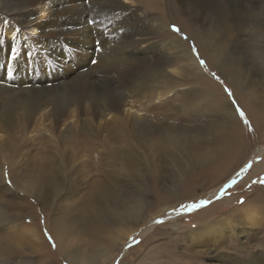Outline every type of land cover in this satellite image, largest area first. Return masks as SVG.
<instances>
[{"label": "bare ground", "instance_id": "1", "mask_svg": "<svg viewBox=\"0 0 264 264\" xmlns=\"http://www.w3.org/2000/svg\"><path fill=\"white\" fill-rule=\"evenodd\" d=\"M127 1H130V7L122 0H89L91 7L105 10L100 17L104 20L102 27L107 35L105 40L89 26V15L95 14L89 11V4L85 0H0V7L9 8L0 19V36L5 41L15 36L16 43L21 46L16 70L11 75L13 78L7 75L11 64H6L4 54H0V65L5 64V69L0 73H6L4 81H9L11 85L4 82L0 85H4L0 91V160L11 169L12 173L9 175L14 185V188L4 187L5 191L0 190V194L6 195H1V199L13 204L16 198L22 199V193L35 198L42 209L55 206L57 209L58 206L64 207L63 203H59L61 199L71 198V194L79 186L87 183L88 195L90 199H95L84 212L87 214V225L109 227L106 217L108 214L113 222H119L116 223L118 225L138 227L144 225L148 218L169 209L166 206L148 215L145 203L141 205L145 189L137 181L143 175V167L149 169V165L143 164L158 162L165 157L168 160L178 157L200 165L215 160L224 152L233 153L231 146L239 128L231 106L224 107V113L221 112L225 130L214 137L215 146L209 148L206 154L201 152L204 126L192 125L195 115L192 111L211 106L220 107L222 104H211L216 96L204 87L200 88L198 98L195 99L186 84L177 81L185 76L188 82L202 86L205 83V70L180 37L173 33L164 35L167 24L160 17L165 15L159 16L155 10L152 11L157 9L154 7L155 1L159 5L160 0ZM208 1L214 3L217 0H174L182 12L194 21L190 22L198 26L208 16ZM49 2L56 7L50 15L47 13ZM125 8L126 11L130 8L135 10L134 15L123 11ZM157 11L160 12L159 8ZM11 15H16L12 17L15 24L8 21ZM203 25L205 32L202 38L199 37L202 45L200 54L206 55L209 65L221 69L239 87L240 82L236 80L238 77L235 75L237 78L233 79V75L229 74V70H232L227 67L232 62L229 52L224 53L230 43L227 38L232 33V27L227 23L217 22L209 26L205 23ZM10 28H26L33 32L32 38L35 42L39 41V47L46 49L49 55L45 58L37 51V58L34 61L28 60L24 52L29 44L23 42L21 32H11ZM257 30L261 35L264 34L261 27L257 26ZM98 38L101 39L99 46L96 44ZM173 59L179 63L178 67H173ZM93 60L96 61L95 64L92 63ZM64 66H74L73 77L69 80H63L59 76L58 71ZM1 78L3 79V75ZM154 101L163 110H167L174 101L186 103L184 106L187 112L184 114L183 111V115L187 117L186 122L175 125L176 123L168 122L163 117L155 118L147 110V104ZM42 131L52 142L48 152L41 155L40 162H23L24 158L31 156L29 151ZM56 134L63 139L64 144L68 142L66 139L72 137L102 141L99 145L111 156L110 172L104 171L101 178L88 179L87 171L80 169L82 163L74 165L70 162L71 158L64 156L63 149L58 147ZM139 154L145 162H142ZM252 155H264V146L258 148L256 155ZM24 164L28 166L22 168ZM257 167L260 169L262 165ZM186 172L189 173V170ZM244 172L245 168L238 174ZM236 177L237 174L233 178ZM190 178L196 179L195 173ZM4 181L5 169L0 167V186ZM219 185L221 184L214 188L218 193L223 190V186ZM63 194L65 197L62 198ZM5 215L0 219V230L2 226L7 227L9 224L19 226L18 221L27 214L22 213L20 219L14 220ZM248 215L251 223L256 224V215ZM48 226L57 238L61 254L70 264H96L99 260L108 258L111 252L114 253L117 245L122 247L120 252L124 250V245L116 240L110 241L102 249L94 246L91 241L86 244L87 250L72 248L66 243L68 237H61L69 235V230L59 217L52 224L48 223ZM129 232L133 230L130 229ZM22 234L30 240L32 248L43 251L41 243H38L39 234L35 226L22 228ZM89 235L92 239L105 238L102 231L91 230ZM127 236L129 238L131 235ZM2 237L0 235V258L11 255L14 247L13 243L6 242ZM123 239L125 238L120 239L121 242Z\"/></svg>", "mask_w": 264, "mask_h": 264}, {"label": "rangeland", "instance_id": "2", "mask_svg": "<svg viewBox=\"0 0 264 264\" xmlns=\"http://www.w3.org/2000/svg\"><path fill=\"white\" fill-rule=\"evenodd\" d=\"M122 1L130 7V1ZM49 3L47 4V13L50 15L56 7L51 2ZM159 3L158 5L155 1L154 7L159 8L160 12L157 9L152 11L155 10L156 12H154L160 14L159 16L165 15V17H160L167 24V28H164L166 30L164 35L169 36L173 33L180 37L196 57L197 53L199 54L198 60L203 59L207 65L206 68L202 67L205 70L203 72L205 83L202 86L191 81L188 82L185 76H181L177 81L185 83L188 90L195 95V99L198 98L200 88L204 87L216 96V100L211 104L217 102L222 104L220 107L211 106L200 111H192L193 115L195 114L192 125L202 124L204 126L202 130L204 136L201 137V139L203 138V150L201 152L206 154L209 148L215 146V144L213 145L214 137L225 130L222 126L224 122H222L224 113L222 110L224 107L231 106L239 128L231 146L233 153L224 152L215 160L200 165L192 164L187 158L183 160L178 157L179 160L177 158L168 160L165 157L158 162L142 163L143 166L149 165V169L143 167L144 176L142 175L137 181V184L143 190L145 189V194L141 196V201L139 200L141 205L143 206L145 203L148 215L166 206H169V209L148 218L144 225L138 227L118 225L116 224L118 221L113 222L114 220L108 214L106 217L107 221L109 220L107 222L109 227L87 225L85 222L87 214L84 212L95 200L94 198L90 199L88 195L89 185L87 183L82 187L79 186L78 191L73 192L71 198L68 197L70 200L61 199L59 203H63L64 207L58 206L59 211L55 208L56 206L42 209L35 198L22 193H20L22 199L16 198L11 204V202L1 199V195H4L1 193L0 219L5 214V216L13 217L12 220L20 219L22 213L27 215H23L18 221L19 226H15L16 224L2 226L1 237L3 236L2 238L6 242L13 243L14 247L11 255L0 258V264H46L47 262L70 264L61 254L57 238L48 226V223L52 224V221L58 217L69 230V235L61 237H68L66 243L72 248L79 247L83 251L87 250L88 245L86 244L89 241L99 249L112 240L124 245L122 252H120L122 247L117 245L114 253L109 251L111 252L110 256L99 260L96 264H264V257H261L264 255V183H261L264 181V155L258 157L252 155H256L258 148L264 146V34L261 35L257 30V26L261 27L264 33V0H217L214 3L211 1L212 4L208 1L206 4L208 16H205L204 22L199 26L191 23L193 20L182 12L174 0H160ZM7 9L9 8L0 7V19ZM88 9L91 13L96 14V11L101 8L88 7ZM126 10L125 8L123 11L134 15L135 10L131 8L129 11ZM14 16L16 17V15L8 16V21L12 22ZM54 19L55 17H53V21ZM215 22L227 23L232 27V33L227 38L230 43L224 53L229 52V59L232 62L227 67L234 69L233 71L229 70V74L233 75V79L238 77L236 80L240 82L238 83L239 87H236L234 82L230 81L223 71H220L221 69L209 65L208 57L202 56L199 52L202 46L200 38L205 32L203 24L209 26ZM173 26L179 31L174 30ZM26 33L27 43L34 44L35 40L32 38L34 33L29 30ZM172 65L178 67L179 63L174 62L173 59ZM0 67V72H2L5 69V64H1ZM70 67L64 66L59 69V76L63 80L73 77L75 69L74 66ZM66 73L69 74L66 76ZM212 73H215L216 76L214 77ZM1 75H3V79ZM5 77L6 73H0V85L4 82L11 86L9 81H4ZM216 77H219V80ZM11 78L13 77L11 76ZM3 88L4 85L0 86V91ZM226 88L231 90L232 97L228 96ZM233 98L235 104L244 111L249 124H245L236 113L232 103ZM154 103L155 101L147 104V110L155 118L163 117L168 122L176 123L175 125L186 122L187 117L183 115V111L184 114L187 112L184 106L186 103L174 101L167 110L159 109ZM205 107L206 105L203 108ZM180 119L184 121L180 122ZM57 135L58 147L63 149L64 156L71 158L70 162L74 165L82 163L80 169L83 172L87 171L88 179L101 178L104 171L106 173L111 169L109 168L111 156L99 145V143H103L102 141L95 138L87 140L72 137L73 139H66L68 142L64 144L63 139ZM110 144L113 146V143ZM51 145L52 142L45 137V132L42 131L29 151L31 156L24 158L23 162L26 160L40 162L41 155H45ZM146 154L148 155L147 152ZM139 158L145 162L140 154ZM24 165L22 168L28 166ZM246 165L247 167H245ZM257 165H262V168L259 169ZM0 167L5 169V181L2 182L0 190L5 191L4 187L14 188L9 175L12 173L11 169L9 170L1 160ZM244 168L245 172L238 174ZM256 168H258L257 171ZM187 169L189 173L186 172ZM191 172L193 173L191 174ZM194 173L196 179L190 178ZM236 174L237 177L233 178ZM218 184H221L219 187L223 186L222 192L219 193L214 190ZM63 197L65 194L62 195ZM193 205L196 206L193 207ZM251 213L256 215V224H252L249 220L248 214ZM30 225L35 226L38 231V243H41L43 251L39 248H37L38 250L32 248L30 240L23 236L22 228ZM130 229L134 233L129 232ZM91 230L102 231L105 238L92 239L89 235ZM127 234L131 236L128 238ZM122 238L125 239L121 242ZM53 242L55 247H53Z\"/></svg>", "mask_w": 264, "mask_h": 264}, {"label": "snow or ice", "instance_id": "3", "mask_svg": "<svg viewBox=\"0 0 264 264\" xmlns=\"http://www.w3.org/2000/svg\"><path fill=\"white\" fill-rule=\"evenodd\" d=\"M85 3L89 4V7H91V4L89 0H85ZM105 10H99L96 11L95 15L90 14L88 17V24L90 27H93L94 30L99 33L100 38L107 39V35L105 32V29L102 27L104 20L101 19L100 17L104 15ZM7 23V22H5ZM174 30L179 31L178 28H175L173 26ZM123 30V29H121ZM11 32H21L24 34V39L25 43L28 41V36L26 35V32L28 30L22 29V28H10ZM98 38L96 40V44L99 46L101 44V39ZM37 51H39L40 55L43 57H47L49 53L47 52L46 49L40 48L39 47V41H36L33 45H29L27 49L24 52V55L26 58L30 61H34L37 58ZM0 54H4L6 64H11V67L8 69L7 75L11 76L13 72L16 70L17 63L19 60V57L21 55V46L16 43V37L11 36L7 41H5L2 36H0ZM197 57H199V54L197 53ZM93 64L96 63L95 60L92 61ZM200 65L204 66L205 68L207 67L206 62L203 59H199ZM212 75L215 77L216 74L212 73ZM216 79L219 80V77H216ZM222 83V81H221ZM225 91L228 93L229 97H232V93L230 89H225ZM232 103L235 106V111L238 114L240 118L243 119L245 124H249V121L246 118V115L242 109L239 108L238 105L235 104L234 98L232 99ZM9 183H11L9 181ZM261 183H264V181H261ZM196 205H193L195 207ZM162 222V221H161ZM51 239V237H49ZM53 247H55V243L53 242Z\"/></svg>", "mask_w": 264, "mask_h": 264}]
</instances>
